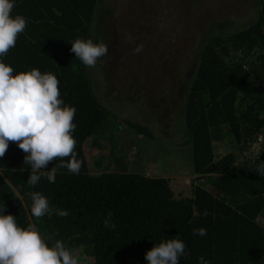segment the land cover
Segmentation results:
<instances>
[{
  "label": "trees",
  "instance_id": "trees-1",
  "mask_svg": "<svg viewBox=\"0 0 264 264\" xmlns=\"http://www.w3.org/2000/svg\"><path fill=\"white\" fill-rule=\"evenodd\" d=\"M13 2L11 15L25 17L27 26L0 62L13 69V76L33 69L56 76L61 107L75 108L72 136L82 166L72 174L59 167L70 157L58 158L42 169L57 166L55 182L41 176L31 186L27 154L9 142L0 158L3 214L15 216L23 229L34 224L49 246L61 240L80 264H147L145 253L169 239L185 244L179 264H198L201 256L210 264H264V176L255 169L264 163V151L254 166L235 163L246 141L264 130V0L247 27L205 39L185 84L182 112L194 171L215 176L205 188H195L191 199H175L167 179L92 169L100 149L92 137L110 109L99 99L89 68L70 49L76 39H91L99 0ZM175 103L163 100L157 106L171 114ZM225 137L235 148L216 157L213 145ZM33 192L68 215L33 217ZM105 220L113 226L106 227ZM199 228L207 234L194 235Z\"/></svg>",
  "mask_w": 264,
  "mask_h": 264
},
{
  "label": "rangeland",
  "instance_id": "rangeland-1",
  "mask_svg": "<svg viewBox=\"0 0 264 264\" xmlns=\"http://www.w3.org/2000/svg\"><path fill=\"white\" fill-rule=\"evenodd\" d=\"M99 4L91 40L107 43L110 52L88 68L110 114L92 139L103 145V140H112L118 124L127 121L141 135L130 157L131 169L138 172L143 164L144 176L157 177L156 169L177 167L191 156L176 147L188 142L182 109L197 52L211 34L247 27L257 17L260 0H99ZM139 44L143 51L134 54ZM178 87L183 91L179 96ZM163 100H178L172 115L157 106ZM111 147L117 148L115 141Z\"/></svg>",
  "mask_w": 264,
  "mask_h": 264
},
{
  "label": "clouds",
  "instance_id": "clouds-1",
  "mask_svg": "<svg viewBox=\"0 0 264 264\" xmlns=\"http://www.w3.org/2000/svg\"><path fill=\"white\" fill-rule=\"evenodd\" d=\"M13 0H0V57L15 46L17 37L24 32L27 20L22 15H11ZM133 37L129 36L131 42ZM70 51L86 67H95L97 61L107 55L108 45L91 39H76ZM143 51V44L133 49L134 54ZM13 69L0 62V158L9 147V142L27 155L24 163L31 166L27 183L35 186L41 176L50 183L56 180L57 166L42 171L55 160L68 158L66 167L72 174H79L82 161L76 158V141L72 136L76 125L73 123L75 108L63 106L59 99V81L52 73L41 74L37 69L13 76ZM264 176V163L255 168ZM32 200L31 215L37 219L55 212L67 216V211L52 209L49 201L39 192L29 194ZM0 205V264H80L77 255L64 242L56 240L49 246L34 224L26 229L17 225L15 216L4 215ZM109 218L111 213L108 214ZM106 227L113 226L108 220ZM194 235L204 236V228L193 229ZM185 255V244L180 239H169L153 246L144 255L147 264H179ZM198 264H210L199 257Z\"/></svg>",
  "mask_w": 264,
  "mask_h": 264
},
{
  "label": "crops",
  "instance_id": "crops-1",
  "mask_svg": "<svg viewBox=\"0 0 264 264\" xmlns=\"http://www.w3.org/2000/svg\"><path fill=\"white\" fill-rule=\"evenodd\" d=\"M108 36H106L107 40L109 39ZM109 49L110 47L108 46V51L110 52ZM136 120L139 123L138 118H136ZM225 138L226 139H224L223 141L215 142L213 145L214 153L217 155L216 157H218V155L221 156L232 152L235 148L231 144V141L228 140L227 137ZM139 140H141V135L135 133L134 129L123 122L118 124L112 140H103V145H99V151H96V153L93 152L94 157H92L91 160L92 169H95V171L97 172L105 171L119 174L139 173L140 175L144 176V173H146V165H140V168H138L139 170H137L138 172H135V170L131 169L130 157L131 155H133L132 151L136 150L137 142ZM114 141L116 142L117 148L111 147ZM182 143L184 146L180 144L176 147V150L179 151L184 149L188 151L191 156L186 159L185 162L180 163L177 167H175L174 164H171L170 168H167L166 171H164L163 169H156L155 172L159 173L158 176H150V178L167 179L169 181V186L175 199H191L193 198L195 188H205L210 179L214 178L215 176H200L199 174H196L192 164L191 144L189 142ZM89 151H91L90 148ZM162 159L165 160V158ZM171 160L172 159H169V164ZM94 161L98 163L97 168L96 165L93 164ZM149 167H151V165Z\"/></svg>",
  "mask_w": 264,
  "mask_h": 264
},
{
  "label": "built area",
  "instance_id": "built-area-1",
  "mask_svg": "<svg viewBox=\"0 0 264 264\" xmlns=\"http://www.w3.org/2000/svg\"><path fill=\"white\" fill-rule=\"evenodd\" d=\"M264 151V130L256 133L254 137L246 141L245 148L237 155L235 163H241L246 167L254 166ZM264 220V218H263Z\"/></svg>",
  "mask_w": 264,
  "mask_h": 264
}]
</instances>
